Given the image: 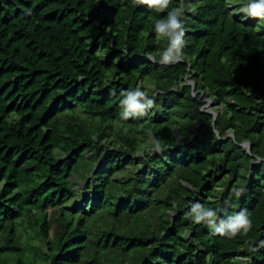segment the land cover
I'll use <instances>...</instances> for the list:
<instances>
[{"label":"trees","instance_id":"16d2710c","mask_svg":"<svg viewBox=\"0 0 264 264\" xmlns=\"http://www.w3.org/2000/svg\"><path fill=\"white\" fill-rule=\"evenodd\" d=\"M180 2L0 0V264H264V21L191 0L161 65ZM138 84L155 106L121 120ZM193 203L251 228L216 234Z\"/></svg>","mask_w":264,"mask_h":264},{"label":"clouds","instance_id":"9594fccd","mask_svg":"<svg viewBox=\"0 0 264 264\" xmlns=\"http://www.w3.org/2000/svg\"><path fill=\"white\" fill-rule=\"evenodd\" d=\"M150 10L162 12L168 8L170 0H144ZM226 8L232 7V0H224ZM191 0H181L180 5L169 11L166 16L156 19L153 31L157 38H166L167 47L159 53L158 63L161 65H170L183 59V49L186 44L185 32L186 21L185 12H195ZM233 14H242L241 20L246 21L254 18L258 21H264V0H246L240 5L238 12L234 10ZM145 58L157 62L151 53L146 52ZM112 95L116 94V90L111 91ZM155 106V98L149 96L142 90L138 84L135 88L123 89L120 91L119 112L118 116L121 120L127 121L130 118L143 116L148 110ZM152 152L161 151L159 140L153 136H149ZM236 195H240V190L236 191ZM188 219L193 224H205L214 229L216 234L221 236L235 237L240 233H247L251 228V221L246 210H241L235 214L227 216L217 222V212L212 208L205 207L199 203H193L187 213Z\"/></svg>","mask_w":264,"mask_h":264},{"label":"rangeland","instance_id":"374dc122","mask_svg":"<svg viewBox=\"0 0 264 264\" xmlns=\"http://www.w3.org/2000/svg\"><path fill=\"white\" fill-rule=\"evenodd\" d=\"M190 84H192V83H190ZM204 101H206L207 104L203 110L209 112V114H212V113L216 114V109L218 106L213 101H211L210 99H206Z\"/></svg>","mask_w":264,"mask_h":264},{"label":"water","instance_id":"95a60500","mask_svg":"<svg viewBox=\"0 0 264 264\" xmlns=\"http://www.w3.org/2000/svg\"><path fill=\"white\" fill-rule=\"evenodd\" d=\"M193 87L195 88V85H193ZM209 113V112H208ZM213 114V113H212ZM215 115V114H214ZM217 118V115H215V119ZM230 137V136H229ZM231 137H234L233 135H231ZM243 147L249 148V150L251 149L249 144H245L243 145Z\"/></svg>","mask_w":264,"mask_h":264}]
</instances>
